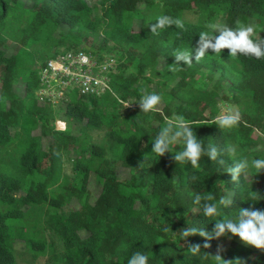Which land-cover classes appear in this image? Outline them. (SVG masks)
I'll return each instance as SVG.
<instances>
[{
  "label": "trees",
  "instance_id": "16d2710c",
  "mask_svg": "<svg viewBox=\"0 0 264 264\" xmlns=\"http://www.w3.org/2000/svg\"><path fill=\"white\" fill-rule=\"evenodd\" d=\"M89 2L0 0V264H17V242L45 264H127L136 251L149 264H264V254L231 248V233L215 236L220 219L264 210V170L251 167L264 159V56L200 55L202 34L214 40L250 22L264 48V0ZM66 52L113 59L115 69L108 91H67L57 109L36 97L39 72ZM150 93L161 101L143 112ZM222 105L239 116L231 128L217 124ZM170 123L201 140L198 167L175 161L183 137L153 152ZM245 159L250 166L234 171ZM207 192L213 217L203 212L209 201L196 200ZM186 227L197 232L182 240Z\"/></svg>",
  "mask_w": 264,
  "mask_h": 264
},
{
  "label": "clouds",
  "instance_id": "9594fccd",
  "mask_svg": "<svg viewBox=\"0 0 264 264\" xmlns=\"http://www.w3.org/2000/svg\"><path fill=\"white\" fill-rule=\"evenodd\" d=\"M167 18H161L159 24L163 25ZM254 29L252 26H244L239 30H233L232 28L225 27L220 35L213 40L207 33L201 35L203 41V47L200 51V55L205 54V50L212 49L215 52H220L222 49H229L231 56H236L238 52L245 54H254L256 57L264 56V48L260 44L251 39V34ZM186 54H182L177 59H184ZM161 101V97L158 94L150 93L144 95L140 101V108L143 112L152 111L156 105ZM40 102V101H39ZM239 116L223 114L218 117L217 124L222 128H231L238 123ZM61 121H57L59 123ZM63 123V122H62ZM64 128L65 124L63 123ZM64 130V129H62ZM183 137L185 140V148L181 152H177L174 155L175 161L190 163L193 167H198L202 155L205 154L204 147L192 130L191 127L181 125L178 130H174L171 123L164 127L161 133L156 137L154 141L153 152L157 153L160 157L166 152H169V145L177 138ZM152 152V153H153ZM211 159L216 158V150L213 148L208 153ZM248 160H242L237 165L234 171L248 168ZM251 167L257 169V173L264 170V159H255L251 161ZM253 199L258 198L257 193H252ZM204 199L209 201L203 208L204 215L207 217H213L219 214L218 207L215 203H210L214 200V196L210 193H204L203 196H197L196 200ZM224 198L219 203L224 204ZM182 240H186L188 237L195 235L197 230L194 228L186 227L181 231ZM225 232L231 233L232 236L238 237L239 240L246 246H251L257 250H264V210L256 209L253 207L242 208L239 210V214L235 218L220 219L215 224V236L219 237ZM201 235H207L201 232ZM209 247L208 244L204 245ZM190 251L199 250V245L189 248ZM216 260H222L219 256H215ZM225 264H229L225 260H222ZM127 264H149V256L143 251H136L133 253ZM231 264H240L239 260L231 262Z\"/></svg>",
  "mask_w": 264,
  "mask_h": 264
},
{
  "label": "built area",
  "instance_id": "2783aa9c",
  "mask_svg": "<svg viewBox=\"0 0 264 264\" xmlns=\"http://www.w3.org/2000/svg\"><path fill=\"white\" fill-rule=\"evenodd\" d=\"M114 69L115 62L110 58L98 61L85 52L59 53L40 70L36 97L55 106L64 101L67 91L81 96L101 95L110 89L108 74Z\"/></svg>",
  "mask_w": 264,
  "mask_h": 264
},
{
  "label": "rangeland",
  "instance_id": "374dc122",
  "mask_svg": "<svg viewBox=\"0 0 264 264\" xmlns=\"http://www.w3.org/2000/svg\"><path fill=\"white\" fill-rule=\"evenodd\" d=\"M89 2V0H87ZM90 3V2H89ZM92 3V2H91ZM90 3V4H91ZM187 19L191 20V21H194L195 17L193 15H188L187 16ZM249 26H252L253 27V23L250 22V25ZM221 27V26H219ZM255 36H258L260 34L259 31H255L253 33ZM63 101L59 102L57 105H55L54 107H56L57 109L62 107L63 106ZM57 103V102H56ZM223 114H228V115H235L236 114V110L233 109V108H230V107H227L225 105H222L221 106V115ZM62 125V127H61ZM55 127L57 130H62L64 129V125L59 122V123H55ZM99 190H100V187L97 186V185H94L91 187V191H92V194L93 196H97L98 193H99ZM55 241H57L55 239ZM237 245H240V246H243V247H246L247 249H249L253 255L257 254V253H261V254H264V250H257L251 246H246L244 245L240 240L239 238L237 237L235 243L231 244V248H234L235 246ZM229 246V244H228ZM219 249H224V246H220ZM15 251H16V263L17 264H45V261H46V257L43 256V257H39L38 259H33L32 256L25 250V246L23 243L21 242H17L15 244Z\"/></svg>",
  "mask_w": 264,
  "mask_h": 264
}]
</instances>
